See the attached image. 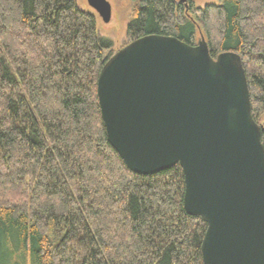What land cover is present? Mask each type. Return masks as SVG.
Wrapping results in <instances>:
<instances>
[{
  "label": "trees",
  "instance_id": "obj_1",
  "mask_svg": "<svg viewBox=\"0 0 264 264\" xmlns=\"http://www.w3.org/2000/svg\"><path fill=\"white\" fill-rule=\"evenodd\" d=\"M133 2L128 44L199 35L213 59L239 54L264 121V0ZM114 54L77 0H0V264H204L180 166L139 175L108 142L97 87Z\"/></svg>",
  "mask_w": 264,
  "mask_h": 264
},
{
  "label": "water",
  "instance_id": "obj_2",
  "mask_svg": "<svg viewBox=\"0 0 264 264\" xmlns=\"http://www.w3.org/2000/svg\"><path fill=\"white\" fill-rule=\"evenodd\" d=\"M105 24L107 0H87ZM97 95L110 145L132 172L179 165L184 208L207 225L204 264H264V145L241 56L213 59L195 46L148 35L103 66Z\"/></svg>",
  "mask_w": 264,
  "mask_h": 264
},
{
  "label": "rangeland",
  "instance_id": "obj_3",
  "mask_svg": "<svg viewBox=\"0 0 264 264\" xmlns=\"http://www.w3.org/2000/svg\"><path fill=\"white\" fill-rule=\"evenodd\" d=\"M112 6V18L110 23L105 24L99 15L88 5L87 0H77L80 10L88 12L94 16L96 27L99 34L113 42V52L117 53L128 45V25L132 19L135 8L133 0H107ZM175 3L182 5L184 8H190L193 5L195 8H205L207 5H217L221 0H173ZM191 10V9H189ZM200 41V36L197 35L196 44ZM264 127V121L259 123Z\"/></svg>",
  "mask_w": 264,
  "mask_h": 264
}]
</instances>
